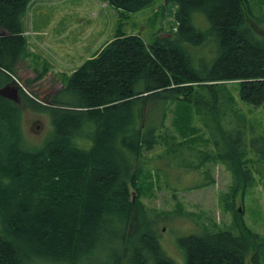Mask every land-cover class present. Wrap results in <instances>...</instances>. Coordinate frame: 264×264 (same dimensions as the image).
<instances>
[{
  "label": "trees",
  "instance_id": "obj_1",
  "mask_svg": "<svg viewBox=\"0 0 264 264\" xmlns=\"http://www.w3.org/2000/svg\"><path fill=\"white\" fill-rule=\"evenodd\" d=\"M37 1L0 0V88L30 58L25 17ZM103 1L125 14L158 0ZM163 1L160 10L170 9L173 19L167 33L147 42L116 30L45 102L49 107L22 91L27 109L51 119L41 147L30 149L21 107L0 96V264H181L148 230L136 185L144 168L178 192L212 184L208 155L189 146L203 128L234 175L233 191L254 175L264 191V137L245 126L238 107H264V35L257 28H264V11L247 0ZM156 147L166 150L146 164L143 154ZM188 171L201 183L188 187L195 176ZM180 177L186 187L176 185ZM236 223H195L196 234L176 242L184 264H264V243Z\"/></svg>",
  "mask_w": 264,
  "mask_h": 264
},
{
  "label": "rangeland",
  "instance_id": "obj_2",
  "mask_svg": "<svg viewBox=\"0 0 264 264\" xmlns=\"http://www.w3.org/2000/svg\"><path fill=\"white\" fill-rule=\"evenodd\" d=\"M247 1L255 12L264 11V0ZM163 4V0H158L141 12L125 13V18L121 21L119 19L123 16L122 13L103 0H39L33 3L27 11L24 27L30 31L26 35V52L30 58L18 64L16 72L22 86L41 103H44L42 100L48 102L67 77L109 42L118 30L123 29L126 34L141 36L147 42L155 34L167 33L173 25V19L170 9L160 10ZM31 24L34 26L29 28ZM257 28L264 35V28ZM40 70L47 73L37 79ZM23 81L28 83L23 85ZM228 87L237 98V83H229ZM238 107L239 114L246 121L245 126L248 125L255 135L264 137V107H252L241 101ZM21 108V132L24 140L32 147L30 149H37L52 134L51 119L47 112L29 111L23 106ZM192 126L202 128L199 120H194ZM202 130L203 133L199 131L196 136H192L193 143H189V146L208 155L204 165L211 170L212 184L178 192L161 175L144 168L136 185L139 201L146 211L148 230L158 234L168 254L181 264L185 261L177 248V239L196 234L198 229L194 224L197 222L214 224L224 229L237 225V220L241 219L246 228L258 236L259 242L264 243V191L260 176L254 175L252 182L244 189L241 178L238 188L233 191L235 180L230 167L215 157L212 141L204 128ZM179 139L182 138L179 137L177 141ZM194 149L190 150L196 151ZM165 150L164 147H156L151 152H145L143 157L146 164ZM187 174L195 175L188 187L201 183L197 172L188 171L185 175ZM176 185L186 187L181 177ZM131 192L135 195L133 189ZM236 209H240V217L235 215ZM258 250L264 257V248ZM255 252L254 249L249 252L247 262Z\"/></svg>",
  "mask_w": 264,
  "mask_h": 264
},
{
  "label": "water",
  "instance_id": "obj_3",
  "mask_svg": "<svg viewBox=\"0 0 264 264\" xmlns=\"http://www.w3.org/2000/svg\"><path fill=\"white\" fill-rule=\"evenodd\" d=\"M15 93V90L9 89L8 86L0 88V96L4 98L15 100Z\"/></svg>",
  "mask_w": 264,
  "mask_h": 264
},
{
  "label": "bare ground",
  "instance_id": "obj_4",
  "mask_svg": "<svg viewBox=\"0 0 264 264\" xmlns=\"http://www.w3.org/2000/svg\"><path fill=\"white\" fill-rule=\"evenodd\" d=\"M131 96H132V94H130V97H131ZM96 136H97V135L93 133L92 137L88 139V143H89V145L87 146V149H88V150H89L90 147L92 148V147L95 145V142H96V141H95V140H96L95 138H96ZM113 140H114V137H113ZM93 142H94V144H93ZM112 142H113V141H112ZM90 144H91V145H90ZM92 144H93V145H92Z\"/></svg>",
  "mask_w": 264,
  "mask_h": 264
}]
</instances>
